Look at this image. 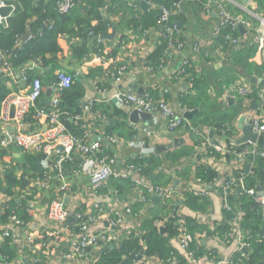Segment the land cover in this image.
I'll use <instances>...</instances> for the list:
<instances>
[{"label": "built area", "instance_id": "built-area-1", "mask_svg": "<svg viewBox=\"0 0 264 264\" xmlns=\"http://www.w3.org/2000/svg\"><path fill=\"white\" fill-rule=\"evenodd\" d=\"M103 1L108 7L112 0ZM125 1L132 7L137 2ZM188 2L196 0H178L172 5L148 0L149 7L159 11L157 24L161 28L138 31L140 42L145 43L144 39L157 31L158 36L166 42L163 59L169 58L182 46L181 29L173 23L172 18L183 14V7ZM76 4L74 0H55L56 11L60 14H69ZM3 6H11L15 16L18 0H0V7ZM203 6L205 11H210L208 1ZM216 10L220 33L224 28L235 31L239 26L252 31L253 26L249 20L231 12L225 0L216 1ZM11 18L6 17V25L0 23V26L6 27ZM257 18L258 32L261 33L264 29V10ZM225 37L236 41V36L231 34ZM249 42L248 44L254 43L258 51L264 52V35ZM21 43L18 39L14 47H21ZM109 47L115 48L116 45ZM199 48L198 43L194 45L195 51ZM91 55L107 64V68H110L107 74L117 84L121 81L128 65L121 63L118 56L112 57L108 52H92L86 55L87 59ZM148 55L144 57L148 58ZM9 59L10 52H0V80L3 84L6 83L5 79L10 81L9 84L6 83L8 88L6 87V93L0 100V176L13 166L6 158H10L13 163L15 149L23 156L28 153L34 155L37 169L33 170L24 158L17 167L21 173L18 174L19 178L25 182V186L13 188V195H8L5 193L6 182L1 184L4 188L0 191V216L9 200L18 198L24 200L25 204L24 201L21 203V213L10 212L4 219L0 217V244L9 242L14 250L0 264H97L106 248H119L128 241H135L134 251H140L138 260L133 264H169L181 254L189 258V264H206L214 251L208 249L200 257L194 254L192 245L196 235L189 229L188 221L191 217L185 211V208L188 209L187 194H192L199 200H209L211 195L217 194L222 210L230 214L233 226L231 233L229 230L225 231L219 240L228 242V238L236 235L238 246L244 245L246 235L240 227L238 212H235V206L229 203L228 197L236 189L246 191L244 179L248 172L242 170V166L247 163L252 167L256 165L257 158L264 159V146L255 142L237 151L230 149L229 144L223 140L215 142L206 139L205 145L211 151L207 153L204 147H197L194 155H205L214 161L224 162L223 178L206 185L195 175L193 183L197 188L190 184L185 187L168 183L155 184L139 163L141 159L156 155L152 141L157 136L153 128L145 124L137 129L139 135L135 139L125 140L107 131L109 117L96 107L93 99H86L78 112L63 110L60 107L61 95L72 88L75 77L64 67L55 71L46 86L52 89L48 98L49 105L40 106L46 83L40 78L27 82L25 68L15 71ZM144 61L147 63V60ZM185 63L187 62L183 64ZM145 66L150 71V67L147 64ZM179 71L182 70L177 73ZM21 82L25 84L22 90L17 87ZM253 91L260 98L258 107L262 110L264 70L256 89L239 88L237 92L240 96L237 100L248 104L247 96ZM167 95V89L157 87L155 90L146 89L139 93L117 89L111 98L116 103L130 107L131 111L151 116L159 113L166 119L168 131L184 127V113L189 110L180 107L178 102L172 103ZM64 117L81 122L82 137L76 136L69 129ZM246 120L254 133L264 134V122L258 113H247ZM200 136L204 138L202 134ZM125 150L131 151L125 154ZM227 155L232 158L226 159ZM177 164L180 170L183 165ZM165 173H169V177L172 174L170 170ZM154 196L159 197L157 203L153 201ZM252 198L259 205L261 219L264 220V191L255 193ZM178 200H181V204L175 208ZM22 214L28 219L25 220ZM32 214L34 218L30 220L29 215ZM69 218L73 219V224L68 222ZM147 220L153 221L156 229H167L169 226L173 230L172 235H167V246L171 248V252L166 260L150 253L146 240L149 230L144 228ZM60 240L66 242V249L57 253L56 246ZM125 256L121 257L118 264ZM232 258L231 255V263Z\"/></svg>", "mask_w": 264, "mask_h": 264}, {"label": "crops", "instance_id": "crops-1", "mask_svg": "<svg viewBox=\"0 0 264 264\" xmlns=\"http://www.w3.org/2000/svg\"><path fill=\"white\" fill-rule=\"evenodd\" d=\"M141 1L146 3L145 7L140 5ZM206 1L211 5L210 11H205L203 4L197 1L188 2L184 5L183 16L173 20V23L181 29L182 34L180 38L182 39V46L178 50H175L169 58L163 59V62L158 66H150V71L145 66L146 62L144 60H147V57L144 56L150 53L149 57L155 49L160 47L162 44L160 38L162 37H159L157 31H154L149 34L148 38L144 39L145 43H142V41L140 42V37L137 36L141 28H134L125 24L131 16L137 14L143 16L148 9H151L148 0H140L139 9L135 11H130L128 9L129 6H126V4H121L118 7L112 5V10L108 12L106 8L102 7L100 10L101 14L105 15L112 25L106 35H111L113 28L115 29V35L111 39H102L101 37L104 35L100 36L98 42L103 47L102 51L93 53L101 54V52H108L112 54L113 50L116 49L113 56H118L121 59V63L128 65L123 78L118 84L107 74L110 68H107V64L102 63L98 57L94 58L91 55L89 59L87 57L79 59L74 55V46L83 43V40L78 37L71 38L67 36L62 42L63 52L57 56L56 65L51 68L48 75L46 74L47 71L42 69L39 64H29L30 66L33 64L32 66H37L42 70L40 73H42L43 79H46L45 87L48 86L55 71L60 67H64L68 72L74 74L76 80L79 81L77 93L80 96L78 101L80 106L83 105L86 99H93L97 108L108 115L107 131L110 133L116 134L125 140L135 139L139 135L137 129L146 124L154 129V133L157 136L152 141L154 145L163 146L171 144V148L161 152H157L155 148L156 155L149 161L148 168L152 167L151 162L157 163H153L154 166L147 173L148 178L155 184L166 185L168 183L178 187H185L190 184L197 188V185L193 183V176L196 175V168L200 163L213 167L219 174L218 178H223L224 162L214 161L211 157L200 154L199 158H196L198 155L195 154L193 157L175 155L173 159L169 155L173 153L177 154L183 146H190L193 143V134L196 133L203 135L204 138L201 137L203 144H205L206 139H209L215 142L223 140L232 146L250 145L252 143H237V139L242 136V132L238 128L239 122L247 123V113H258L264 122V104L262 103L263 109L260 110L258 107L261 103L260 100L256 101V99L254 100L251 97L248 98V104L237 100L240 96L237 92L239 88L256 89L264 70V52L258 51L254 43L248 44L250 43L249 41H254L261 34L264 35V29L261 33L258 32L259 20L257 18V16L263 14L264 0H225L231 12L244 16L253 26L252 31L243 26L238 27L235 30L237 35L235 37L236 41L228 40L220 34V21L216 10L217 0ZM172 2L175 1L172 0ZM109 5H111V2ZM113 8L116 9L114 10ZM150 28L160 30L161 26L156 23ZM211 42L214 44L211 45ZM197 43L200 48L198 51H195L194 45ZM89 44L91 47V43ZM114 44L116 45L115 48L109 47ZM91 53L89 52V55ZM185 61L188 63L191 81L185 79L186 77H175L177 76V71ZM91 71L92 73L89 74ZM5 81L7 84L10 82L8 79H5ZM21 83L17 84L20 90L25 85ZM6 87L8 88V85ZM156 87L167 89L168 95L166 97L172 103L178 102V99L183 96L186 98L185 103L188 102L189 107H191L189 111L194 110L195 113L190 117H185L186 122L184 127L171 131L166 130V119L159 113L151 116L147 121L137 120L133 122L129 118L131 113L130 107L116 103L111 98L117 89H128L139 93L146 89L155 90ZM45 94L42 98L46 97ZM41 103L47 106L44 102ZM180 107L187 109L181 105ZM197 114H201L203 117H201L198 124H195L193 120ZM226 124L230 131L228 135L223 133L224 131L221 132V128L224 125L226 126ZM175 139H179L176 145L173 143ZM256 142L258 145L264 146V134L257 135ZM130 151L125 150L123 152L127 154ZM28 154L32 156L31 160L34 163L36 161L34 155ZM12 157L13 163L10 158L7 157L6 159L10 165H13L10 169L13 170L14 175L19 178L21 173L17 165L24 158L27 162L28 159L26 155H20L17 149L13 151ZM174 159L175 161H173ZM158 161L161 163L158 164ZM177 162L183 165L180 170L178 169ZM246 164H243L242 170L249 172L251 166L249 165L246 168ZM169 170L172 173L170 177L168 176L169 173H165V171ZM14 201V206L20 207L24 200L17 198ZM206 201L208 202L204 204L198 202L199 204L196 207L191 206L186 201L188 209L185 208V211L191 217L188 221L189 228L196 235V240L192 245L194 254L200 257L205 255L208 249H212L214 253L210 258L208 257L206 264H246L244 258L252 251L253 245L250 242L246 243V240H244V245L239 247L236 235L228 238V242L219 240L221 234L225 233L223 230L225 226L228 227L225 230H229L231 233V229H233V226H231V216L228 215L227 211L222 210L217 194L211 195V198ZM235 209H237L239 223H241L242 209L236 208V206ZM29 218L32 220L34 215H29ZM261 220L260 227L254 235L264 240V233L262 236L259 235V232L264 227V220ZM68 222L70 224L74 223L73 220L69 219ZM170 229L167 226V229L163 228V231L158 229V231L167 236ZM243 231L247 236L248 232L246 230ZM23 232L25 231L23 230ZM6 243L0 244V247H3ZM2 247L0 248V263H2V259L5 256H9ZM122 247L116 248L111 246L104 251L112 252L118 250L117 253H119ZM56 248L57 253L64 251L66 249V242L60 240ZM134 248H129L127 253L122 256L128 255L134 251ZM104 251L101 255H105ZM231 255L233 256L232 263L230 262ZM155 256L159 257V255ZM179 257L182 258L184 264H189V258L185 255L181 254ZM259 263L264 264V256L259 259L257 264ZM169 264H180V261L176 260Z\"/></svg>", "mask_w": 264, "mask_h": 264}, {"label": "trees", "instance_id": "trees-1", "mask_svg": "<svg viewBox=\"0 0 264 264\" xmlns=\"http://www.w3.org/2000/svg\"><path fill=\"white\" fill-rule=\"evenodd\" d=\"M139 1L140 0H137L134 7H132L128 5L125 0H112L111 5L106 7V3L103 0H83V2H81V0H74L77 4L72 8L71 12L69 14H60L56 11L55 0H18V10L16 15L9 20L6 27L0 26V52H10L9 60L15 71L25 68L27 82H30L34 78H40L43 82H45L46 79L44 80L42 73H40L42 70L37 66H30V63L38 61L39 59V65L42 69L47 71L46 74L48 75L51 68L56 65L57 56L63 52L61 45L67 36L71 38L78 37L83 40L81 45L74 46V55L79 59H84L89 52L102 51L103 47L99 44L98 40L100 36L106 35L109 32L112 25L108 19H106L105 15L101 14V8H106L108 12L112 10V5L118 7L121 4H126V6H129L128 9L130 11H135L136 9H139ZM151 1L166 5H172L173 3L172 0ZM196 1L201 4L206 2V0ZM116 8L113 9L115 10ZM158 12L159 11L156 8L148 9L143 16H141V14L131 16L127 19L125 24L127 26H133L134 28L140 27V31L142 32L157 23L159 15ZM180 16H183V14L174 16L172 20H176ZM220 34L223 37L227 34H231L233 37L237 36L236 32L228 27L222 29ZM29 35H31V38H28ZM18 39L22 42L21 47H14ZM160 39L162 41L160 47L155 49L153 54L147 58L146 64L149 67H156L163 62L166 42L164 38ZM89 43H91V47ZM115 52L116 49L113 50L112 56ZM179 70L182 71L176 73L177 76L175 77L182 76L186 77L185 79H188V81H191L188 63L183 64ZM91 73L92 71L89 74ZM78 83L79 81H77L74 77L72 88L63 92L61 95L60 107L69 113L72 111L78 112L80 109V104L78 102L80 96L77 93ZM6 90V85L3 84L2 80H0V100L3 99ZM251 97L254 100L256 99V101L260 100L256 91L248 94L247 98ZM185 101L186 98L184 96L178 99L180 105L189 110L191 107H189V103H185ZM39 105L44 106L41 102ZM201 117H203L201 114L195 115L193 123L198 124ZM64 121L76 136H83L81 122L71 121L68 117H64ZM227 126V124L226 126L224 125V127L221 128V132L224 131V133L228 135L230 131ZM228 146H230V149H236L239 151L247 145L232 146L229 144ZM197 147H204L207 153L211 151L207 145L203 144L201 136L196 133L193 134V143L190 146H183L179 149L177 154L173 153L169 156H171V159H173L175 155L193 157ZM26 158L28 159L30 167L33 170H36L37 164L36 161L33 163L31 160L32 156L26 154ZM152 158L153 156L139 161V163L144 166V171L146 173H148V170L151 171L154 166L153 163L157 164L156 162H151L152 167L148 168V165L150 164L149 161H151ZM231 158L232 157L229 155L226 156V159L228 160ZM173 161H175V159ZM132 163L135 164L136 162L132 161ZM160 163L161 162L158 161V164ZM234 175H236V173H234ZM196 176L207 185L217 180L219 174L213 167H209L205 163H200L196 168ZM5 182L7 184L5 193L8 195H13V188L17 186H25V182L16 177L13 170L10 168H8L4 174L0 176V191H3L4 187H1V184ZM244 187L246 191L236 189L234 193L228 197V201L233 206H236V208L242 209L243 215L241 217L242 222L240 223V227L248 232V235L245 236L246 243L250 242L253 245L252 251H250L246 258H244L245 263L257 264L259 259L264 256V240L254 235L256 234V231H258L262 220L259 205L255 203L252 195L259 191H264V159L257 158L256 165H253L250 168V171L244 179ZM186 201L193 207H196L199 204L198 202H200V204L208 202L205 199L199 200L192 194L186 195ZM14 205V199L8 201L7 208L5 209L3 215L0 216L1 219H4L10 212L21 213L20 210L22 206L15 207ZM234 210L237 212V209ZM228 215L230 216L229 213ZM22 217L25 220L28 219L27 216L23 214ZM144 228L149 230L146 240L150 253L152 255H159V257L163 260L169 258L171 248L167 246V236L161 234L158 229L155 228L153 221L151 220H147L145 222ZM225 229H228V227L225 226L223 229L224 231H227ZM172 234L173 230L170 229L168 236ZM8 243L9 242L1 247L11 256L13 249L10 245H8ZM135 245V241L125 242L119 253H117L118 250L112 252L107 251L105 252V255H102L103 258H101L100 262L97 264H118L122 255L126 254L129 248H133ZM176 260L178 262L180 261V264H184L182 258L179 256L176 257Z\"/></svg>", "mask_w": 264, "mask_h": 264}, {"label": "water", "instance_id": "water-1", "mask_svg": "<svg viewBox=\"0 0 264 264\" xmlns=\"http://www.w3.org/2000/svg\"><path fill=\"white\" fill-rule=\"evenodd\" d=\"M173 1H178V0H173ZM248 1V0H245ZM140 5L142 7H145L146 3L144 1L140 2ZM14 14L12 13V7L11 6H3L0 7V23L1 25H6V17H13ZM240 27V26H239ZM115 35V29L113 28L112 30V34L111 35H104L101 38L102 39H111L113 36ZM78 77H80V75H78ZM22 85L24 84V82L21 83ZM51 87H47L46 88V97L42 98L40 101L44 102L47 106L49 105V96L51 94ZM195 111H187L184 113V117H190L192 114H194ZM151 117L150 114L148 113H144V112H139V111H131L129 118L131 121L135 122L137 120H142V121H147V119H149ZM238 128L241 130L242 132V136L237 139V143L238 144H244V143H255L256 139H257V134L254 133L250 127V125L248 123H243L242 121L239 122L238 124ZM96 139V138H95ZM179 142V139H175L173 141V143L176 145ZM171 144L168 145H163V146H159V145H155L156 151L157 152H161L163 150L169 149L171 148ZM200 155H198L196 158H199ZM249 166V164H246V168ZM159 200L158 196H154L153 201L155 203H157ZM181 200H178L175 203V208L180 204ZM174 208V209H175ZM69 220H73L72 218H69ZM160 230L163 231V228H160ZM264 233V227L262 228V230L259 232V235L262 236ZM140 255V251L139 249H136L135 251H133L131 254H129L128 256L123 257V259L121 260L120 264H133L135 263ZM259 264H263V263H259Z\"/></svg>", "mask_w": 264, "mask_h": 264}]
</instances>
